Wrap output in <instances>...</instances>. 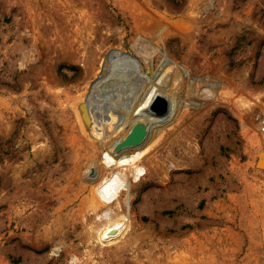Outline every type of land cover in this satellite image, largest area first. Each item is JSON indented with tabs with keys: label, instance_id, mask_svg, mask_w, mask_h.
Listing matches in <instances>:
<instances>
[{
	"label": "rangeland",
	"instance_id": "374dc122",
	"mask_svg": "<svg viewBox=\"0 0 264 264\" xmlns=\"http://www.w3.org/2000/svg\"><path fill=\"white\" fill-rule=\"evenodd\" d=\"M261 160L264 0H0V264H264Z\"/></svg>",
	"mask_w": 264,
	"mask_h": 264
},
{
	"label": "bare ground",
	"instance_id": "6f19581e",
	"mask_svg": "<svg viewBox=\"0 0 264 264\" xmlns=\"http://www.w3.org/2000/svg\"><path fill=\"white\" fill-rule=\"evenodd\" d=\"M259 166L264 168V160L260 161ZM103 217H107V213H105Z\"/></svg>",
	"mask_w": 264,
	"mask_h": 264
}]
</instances>
